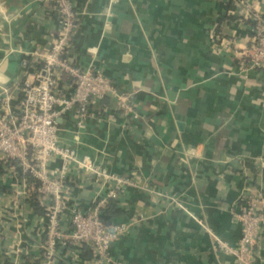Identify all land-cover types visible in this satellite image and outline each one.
<instances>
[{"label":"crops","instance_id":"1","mask_svg":"<svg viewBox=\"0 0 264 264\" xmlns=\"http://www.w3.org/2000/svg\"><path fill=\"white\" fill-rule=\"evenodd\" d=\"M249 1L264 16V0ZM72 2L80 16L67 60L100 68L140 115L123 118L118 98L109 96L106 111L91 112L78 130L74 116L58 122L62 145L146 186L124 188L115 199L124 212L116 223L127 230L111 244L109 264H235L217 242L235 246L242 198L264 194V71L244 77L234 57L249 47V24L228 0ZM226 14L237 19L218 23ZM56 34L43 0H0V87L14 89L21 59L42 52ZM22 179L0 170V264H46V217L14 195ZM108 189L69 169L62 198L88 209ZM59 220L68 230L69 212ZM259 234L254 258L264 264V220ZM52 264L105 263L71 244L56 246Z\"/></svg>","mask_w":264,"mask_h":264},{"label":"built area","instance_id":"2","mask_svg":"<svg viewBox=\"0 0 264 264\" xmlns=\"http://www.w3.org/2000/svg\"><path fill=\"white\" fill-rule=\"evenodd\" d=\"M43 1L54 13L57 34L42 52H31L21 59L22 76L14 89L0 87V170L12 181L20 171L33 180L28 185L23 178L14 195L24 200L35 195L44 207L47 225L40 250L46 264H52L56 246L71 244L87 246L97 260L109 264L110 246L126 232L127 226L104 224L100 220L101 209L124 188L145 190L146 186L137 183L134 176H117L96 167L89 157L78 155L76 145H62L58 122L74 116L78 130L91 112L106 111L102 102L109 96L118 98L123 118L138 119L140 115L131 106L129 96H117L111 79L100 68L93 64L75 66L67 60L80 16L72 0ZM233 6L239 9V17L250 22L249 47L234 52L238 69L244 77L250 71H264V16L249 0H235ZM14 95L19 97L18 105L11 109L9 102ZM75 135L77 141V131ZM54 163L58 166L52 170ZM69 169L93 175L96 181L109 186L108 191L91 208L68 206L62 192ZM241 201L234 215L241 228L237 243H217L235 264H256L254 252L264 220V194H248ZM66 211L69 229L64 231L59 217Z\"/></svg>","mask_w":264,"mask_h":264},{"label":"trees","instance_id":"3","mask_svg":"<svg viewBox=\"0 0 264 264\" xmlns=\"http://www.w3.org/2000/svg\"><path fill=\"white\" fill-rule=\"evenodd\" d=\"M234 2V0H228V3L231 4ZM243 22L250 24L249 21L242 19L239 17ZM237 17H234L232 15L226 14L223 17H221L218 20V23L223 22L224 20H235ZM20 177H23L25 182L29 185L33 180L27 175V174H21V171L19 173ZM3 188H0L2 190ZM26 202L29 204V206L33 209L34 212L36 213H44V207L40 204V201L37 199L35 195H31L26 199ZM123 210L119 209L117 207V202L116 200L112 199L109 200L108 203L105 205L104 208L101 209L100 212V220L104 224H113L116 223V219L120 217L123 214Z\"/></svg>","mask_w":264,"mask_h":264},{"label":"water","instance_id":"4","mask_svg":"<svg viewBox=\"0 0 264 264\" xmlns=\"http://www.w3.org/2000/svg\"><path fill=\"white\" fill-rule=\"evenodd\" d=\"M174 90H175V89H174ZM169 98H170V100L172 101V100H173V94L169 95ZM107 225H109V224H107Z\"/></svg>","mask_w":264,"mask_h":264}]
</instances>
